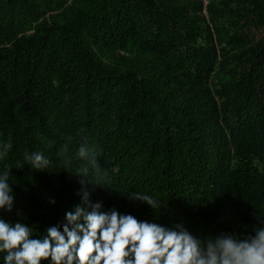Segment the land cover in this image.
Segmentation results:
<instances>
[{
    "label": "trees",
    "instance_id": "trees-1",
    "mask_svg": "<svg viewBox=\"0 0 264 264\" xmlns=\"http://www.w3.org/2000/svg\"><path fill=\"white\" fill-rule=\"evenodd\" d=\"M82 138L108 173L110 188L89 185L102 211L199 238L264 226V0H0V143L13 145L0 173L14 166L15 194L0 218L32 238L64 223L87 162L65 169L56 152ZM25 151L53 163L17 169Z\"/></svg>",
    "mask_w": 264,
    "mask_h": 264
},
{
    "label": "clouds",
    "instance_id": "clouds-1",
    "mask_svg": "<svg viewBox=\"0 0 264 264\" xmlns=\"http://www.w3.org/2000/svg\"><path fill=\"white\" fill-rule=\"evenodd\" d=\"M12 147L10 140L0 143V161L7 159ZM56 156L65 169L71 167L74 160L87 162L73 173L79 178L77 195L81 202L65 212L64 223L46 227L39 238H32L33 231L28 224L0 218L3 264H41L42 261L49 264H264V226L256 227L254 233L245 238L225 232L199 238L181 223L166 227L121 213L115 207L102 211L101 202L89 199V185L110 188L108 173L101 167L87 139H81L74 154L69 152V143L65 142ZM23 160L24 164L15 168L21 169L27 164L39 171L53 163L39 151H25ZM13 167L6 165L0 173V210L7 213L12 212L15 205L14 190L9 182ZM89 176L94 178L92 182ZM126 195L130 201L147 204L153 211L163 208L151 195L139 192ZM255 218L264 225V217L255 214Z\"/></svg>",
    "mask_w": 264,
    "mask_h": 264
},
{
    "label": "rangeland",
    "instance_id": "rangeland-1",
    "mask_svg": "<svg viewBox=\"0 0 264 264\" xmlns=\"http://www.w3.org/2000/svg\"><path fill=\"white\" fill-rule=\"evenodd\" d=\"M204 2H206V0H204ZM205 12V11H204Z\"/></svg>",
    "mask_w": 264,
    "mask_h": 264
}]
</instances>
